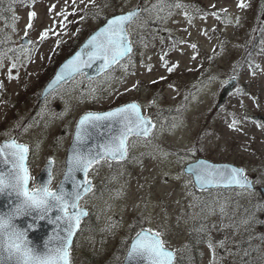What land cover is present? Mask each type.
Wrapping results in <instances>:
<instances>
[{
    "label": "rangeland",
    "instance_id": "1",
    "mask_svg": "<svg viewBox=\"0 0 264 264\" xmlns=\"http://www.w3.org/2000/svg\"><path fill=\"white\" fill-rule=\"evenodd\" d=\"M14 1L11 14L0 15V143L15 138L29 146L33 177L53 158V186L61 180L76 122L87 111L136 101L156 126L148 138L130 137L127 160L90 173L95 194L81 202L91 214L72 264H122L141 227L164 233L176 264H212L209 239L217 245L215 264H241L245 253L251 264H264V128L257 126L264 124V10L257 12L256 0H244L245 8L240 0H115L123 12L146 9L129 28L127 71L78 74L42 100L47 63L121 7L111 0ZM165 53L169 66L178 65L171 73L160 60ZM230 77L236 86L219 105ZM199 157L244 168L255 177V193L198 188L185 167ZM108 225L114 227L105 231Z\"/></svg>",
    "mask_w": 264,
    "mask_h": 264
},
{
    "label": "snow or ice",
    "instance_id": "2",
    "mask_svg": "<svg viewBox=\"0 0 264 264\" xmlns=\"http://www.w3.org/2000/svg\"><path fill=\"white\" fill-rule=\"evenodd\" d=\"M89 2L95 4V0ZM111 3L113 6L121 7V12L107 19L104 26L88 41L85 50L77 53L65 65L69 75L84 74L83 69L92 67L96 61H100L98 75L108 73L117 66L127 71L128 65L122 61L132 63L134 41L130 38L129 28L140 19L141 12L146 9L137 5L135 9L125 13L121 5L115 4V0H111ZM104 6L108 7L109 4L106 3ZM174 6L182 5L176 3ZM246 6L244 0H240L238 7ZM224 11L226 12V9ZM212 15L220 18L215 12ZM33 16L34 12L29 13L30 20ZM31 27L30 22L27 28ZM49 31L51 29L42 32L40 39H46ZM27 34L25 31V36ZM196 47V44L191 45L194 50ZM165 56L167 53L160 57L162 66L171 73L178 65L169 66ZM2 66L0 58V67ZM11 68L15 69L16 64L13 63ZM147 68L149 71L152 70L150 65ZM12 78L10 69L9 79ZM61 79H64V74L57 77V82ZM234 79L235 77H230L225 80L223 86H227ZM237 123L238 121L234 119L229 127L235 129ZM257 126L264 128V124ZM101 127H106L108 131L104 142L85 147L92 135L91 130L99 131ZM155 127L151 118L141 114L140 105L135 102L107 112L85 113L77 123L71 154L65 160L63 178L55 186L53 158L48 159L43 169L47 173V179L43 183H36L37 178L31 175L28 165L29 146L18 143L15 139L0 144V197L6 200V210L0 211V264H72L73 237L81 230L82 220L88 215L81 202L89 194H95L90 173L94 174L98 166L106 164L112 167L113 162L127 160L130 137L148 138ZM187 171L194 175L196 183L201 188L223 182L227 186L238 188L241 192L255 193L254 182L244 168L229 166L220 168L200 162L194 168L189 167ZM69 185L70 189L67 187ZM25 218L30 222L22 228L17 221ZM41 222L52 227V232L44 240L42 249L29 239V233L38 230ZM244 223L248 224L250 221L245 220ZM112 227L114 225H108L105 231H110ZM163 237L164 233L159 229L141 227L127 248L126 264H134L137 261L142 264H176V251L167 246V241ZM207 243L213 253L212 264H215L217 245L211 239ZM224 243L225 241H220L218 246L224 247Z\"/></svg>",
    "mask_w": 264,
    "mask_h": 264
},
{
    "label": "water",
    "instance_id": "3",
    "mask_svg": "<svg viewBox=\"0 0 264 264\" xmlns=\"http://www.w3.org/2000/svg\"><path fill=\"white\" fill-rule=\"evenodd\" d=\"M128 12V11H127ZM126 13V12H125ZM119 14V13H117ZM111 16L108 18L110 19ZM106 23V21L101 25L99 26L94 32H92L86 39L85 41L71 54L69 55L67 58H65L60 64L59 66L57 67L55 73L53 74V76L49 79V81L46 83V85L44 86L43 88V91H42V94H41V99H44L47 95H49L51 92H53L55 89H57L62 83H64L65 81L67 80H70L72 79L75 75L79 74V73H74L72 75H69L67 73V71L65 70V65L68 64V62L70 60H72L77 53H80V52H83L85 50V46L88 44V41L91 39V37L93 35L96 34V32L99 30V28L103 27L104 24ZM27 41V39L25 40V42ZM86 58V57H85ZM99 65H100V61H96L95 63H93L92 67L90 68H84L83 69V72L86 73L87 77H95V76H98L97 74V69L99 68ZM61 74H64V79H61L59 80V82H57V77L60 76ZM236 84V79L232 80V82L230 84H228L227 86H225L220 94V97H219V105L223 104L227 98V96L229 95V93L231 92V90L234 88ZM134 101L132 102H128V103H125L123 105H119V106H116V107H113V108H110V109H107V110H102V111H88V112H99V113H102V112H107V111H111V110H114L115 108H118V107H122L126 104H129V103H133ZM137 103V102H135ZM140 110H141V114H143V111H142V107L140 106ZM88 112H85V113H88ZM84 113V114H85ZM82 114L79 118H78V121L79 119L84 115ZM145 116V115H144ZM146 117V116H145ZM263 120H264V117H262ZM77 121V123H78ZM77 123H76V127H77ZM76 127H75V130H74V133H73V138H72V141L68 147V151H67V157L71 154V148L74 144V140H75V132H76ZM92 135L91 137L87 140V143L85 145V147H92L93 145L95 144H98V143H103L104 140L107 138L108 136V131H107V128L106 127H101L99 129V131L95 130V129H92ZM102 133V134H100ZM11 139H15V138H11ZM11 139H6V140H3L0 144H3L5 141L7 140H11ZM16 140V139H15ZM19 143V142H18ZM22 144H25V143H22ZM66 157V158H67ZM29 160V158H28ZM200 162H205L206 164H209V165H214V166H218L220 168H224L225 166H229V167H239V168H242L240 166H237L236 164H233L231 162H215V161H212L208 158H204V157H200L198 158L197 160L195 161H192V162H189L186 167H185V172L189 173L187 171V169L189 167H196ZM47 164V163H46ZM45 168V166L43 167V169ZM43 169L39 172V174L36 176L37 178V182L38 183H43L46 179H47V173L46 171H43ZM191 174V173H189ZM193 176V179H194V182L196 184V186L200 189H210V188H230V187H234V186H227L225 183L221 182V183H213V184H209V185H205V187L201 188L199 186V184L196 183V180H195V177L194 175L192 174ZM63 178V176H62ZM61 178V179H62ZM252 179V178H250ZM253 180V179H252ZM69 187L70 189V185L67 186ZM262 194L264 195V186H262L260 188ZM5 205H6V200L4 197H0V211H4L6 210L5 208ZM84 207V206H83ZM86 209V211L88 212V215H89V210L88 208L84 207ZM87 215V216H88ZM87 216H85L84 218H86ZM83 218V219H84ZM30 222L29 219L25 218L23 220H20V221H17V223L20 225V227H25V225ZM52 232V227L50 225H47L45 222H41V227L36 230V231H33V232H30L29 233V239L32 240L33 244L37 245L39 248H43V242L44 240L47 238V236L49 234H51ZM75 237H73V243H74V240H75ZM133 240V239H132ZM132 242V241H131ZM131 244V243H130ZM171 249V248H170ZM126 256V255H125ZM122 264H126L125 262V258H124V261ZM134 264H142V262H134Z\"/></svg>",
    "mask_w": 264,
    "mask_h": 264
},
{
    "label": "trees",
    "instance_id": "4",
    "mask_svg": "<svg viewBox=\"0 0 264 264\" xmlns=\"http://www.w3.org/2000/svg\"><path fill=\"white\" fill-rule=\"evenodd\" d=\"M15 2L16 1H14V0H0V15L8 17L12 12V7L14 6ZM256 8H258L257 12L260 11V9H261V11L264 10V0H256ZM103 21H105V19H103ZM83 41H84V39H81L79 42L68 41V42H71L70 47L68 48L67 52L64 55H61V58H57L58 62L57 63H53V62L47 63V65H46L47 73L45 71V74L43 75V77H44V79H43L44 81L42 84L43 86L48 81V79L53 75V73L55 72V69L57 68L58 64L62 61V59H64L68 55H70ZM55 55H56V53H54V56ZM249 243L250 242L244 241L243 246H247ZM241 264H251L250 261L248 260L247 255L243 258ZM253 264H257V261H255Z\"/></svg>",
    "mask_w": 264,
    "mask_h": 264
},
{
    "label": "flooded vegetation",
    "instance_id": "5",
    "mask_svg": "<svg viewBox=\"0 0 264 264\" xmlns=\"http://www.w3.org/2000/svg\"><path fill=\"white\" fill-rule=\"evenodd\" d=\"M255 178V177H254Z\"/></svg>",
    "mask_w": 264,
    "mask_h": 264
}]
</instances>
